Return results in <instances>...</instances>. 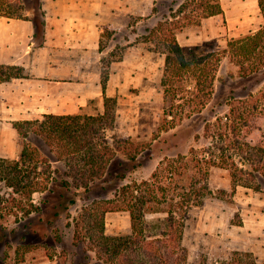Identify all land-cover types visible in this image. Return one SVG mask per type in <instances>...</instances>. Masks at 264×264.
Wrapping results in <instances>:
<instances>
[{
    "label": "rangeland",
    "instance_id": "obj_1",
    "mask_svg": "<svg viewBox=\"0 0 264 264\" xmlns=\"http://www.w3.org/2000/svg\"><path fill=\"white\" fill-rule=\"evenodd\" d=\"M23 1L26 5L24 13L33 21L39 43L44 13L35 5L36 0ZM201 1L157 0L144 17H134L121 30H108L109 35L103 38L105 54L101 79L77 80L86 84L80 89L83 93L88 82L101 81L103 75L108 74L106 95L116 100V119L101 136H105L106 143L115 149V157L103 178L87 186H77L66 163L56 160L39 139L29 138L28 141L37 145L43 156L51 157L57 181L65 179L71 185L69 191L60 188L58 183L54 186L67 197L75 198L76 202L55 216L58 192H35L32 198L40 211L25 217L12 200L15 197L19 202L22 196L0 179V264H96L95 253L85 244H74L73 240V219L84 206L94 199L113 198L115 192L127 183L153 182L156 171L159 172L160 183L168 185V196L183 199V189L177 188L174 180L169 183L166 179L165 163L173 159L180 158L181 165H190L188 177L184 178L186 183L191 182V177L202 176L194 158L201 157L204 148L211 144V138L204 129L205 123H216L217 118L228 114L231 98L261 91L264 68L242 77L239 65L223 55L216 73L214 92L206 107L165 130V113L169 107L161 84L165 55L154 50L157 48V35L151 30L164 23L163 28L173 30L184 52L193 57L221 53L230 39L256 32L264 24V19L258 0H220L223 14L209 18H202ZM25 73L31 77L27 71ZM59 80L63 83L72 81ZM56 84L59 85L56 82L48 85ZM54 105L55 102L48 101L50 109ZM103 112L104 99L100 97L87 102L84 100L79 113L96 115ZM262 127L264 130V121ZM21 141L23 138L20 136L15 145L5 144L4 148L11 152L12 148L19 149L21 153ZM136 148L139 149L136 161H132L127 151L135 154ZM209 173L212 193L206 197L202 207L192 211L184 230L187 264H264V185L261 191L240 185L232 193L227 169L210 166ZM162 193L160 191L159 195ZM22 201L26 204L24 199ZM158 216L161 214H151L148 218ZM105 227L109 235L130 233L129 213L107 212ZM29 247L30 250L27 249Z\"/></svg>",
    "mask_w": 264,
    "mask_h": 264
},
{
    "label": "trees",
    "instance_id": "obj_2",
    "mask_svg": "<svg viewBox=\"0 0 264 264\" xmlns=\"http://www.w3.org/2000/svg\"><path fill=\"white\" fill-rule=\"evenodd\" d=\"M41 1L35 2L38 9H41ZM200 6L203 8L202 18L224 12L220 0H202ZM258 6L264 19V0H258ZM25 10L23 0H0V16L28 19ZM163 25L159 23L151 33L157 35V48L154 50L165 55L161 80L169 106L165 113V130L206 107L214 92L216 73L223 55L239 65L242 77L264 68V24L252 34L230 39L221 53L193 57L184 52L176 33L164 29ZM108 30L111 29L107 27L103 31V38L109 35ZM103 38L101 49L104 48ZM28 77L21 66L0 64V81ZM107 80L108 74L105 73L101 80L103 92L106 91ZM115 104V98L105 96L104 112L96 115L44 114L42 118L13 122L23 138L22 150L17 159L0 156V179L22 196L19 202L15 197L12 200L25 217L40 211L32 198L35 192H58L55 216L76 202L75 198L67 197L54 186L58 183L60 188L69 191L71 185L65 179L57 181L51 157L43 156L38 146L28 139L43 142L56 160L66 163L74 183L87 186L104 177L115 157V149L106 143L105 136H101L116 119ZM216 120L213 124L205 123L204 129L211 138V144L204 148L201 157L194 158L202 176L191 177V182L186 183L184 178L188 177L190 165H181L180 158L165 163L166 179L169 183L174 180V185L183 189V199L168 196V185L160 183L159 172L156 171L153 173L156 181L127 183L115 192L113 198L94 199L84 206L73 219L74 244L87 245L95 253L96 264H187L184 230L192 211L202 207L206 197L212 193L208 183L210 166L228 170L232 193L240 185L257 191H261L264 185V86L258 93L249 92L231 98L228 114ZM138 151V148L135 154L127 151L132 161H136ZM160 191H163L161 195ZM110 211L129 213L130 233H106L105 215ZM151 214L161 216L148 218Z\"/></svg>",
    "mask_w": 264,
    "mask_h": 264
},
{
    "label": "crops",
    "instance_id": "obj_3",
    "mask_svg": "<svg viewBox=\"0 0 264 264\" xmlns=\"http://www.w3.org/2000/svg\"><path fill=\"white\" fill-rule=\"evenodd\" d=\"M156 1L42 0L44 23L39 43L33 21L0 16V64L21 66L31 76L0 82V156L19 157V149L4 148L5 144L15 145L20 137L14 121L44 114H77L84 100L104 99L108 88L103 92L102 84L98 85L101 81L88 82L80 93L86 84L77 79H101L105 28L121 30L134 17L147 15ZM59 79L72 81L65 85ZM49 82L59 85L49 87ZM49 100L55 102L51 109Z\"/></svg>",
    "mask_w": 264,
    "mask_h": 264
}]
</instances>
